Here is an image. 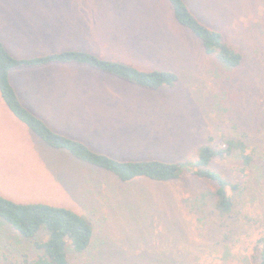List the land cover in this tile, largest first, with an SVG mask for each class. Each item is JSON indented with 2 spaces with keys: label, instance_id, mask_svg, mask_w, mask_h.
<instances>
[{
  "label": "rangeland",
  "instance_id": "rangeland-1",
  "mask_svg": "<svg viewBox=\"0 0 264 264\" xmlns=\"http://www.w3.org/2000/svg\"><path fill=\"white\" fill-rule=\"evenodd\" d=\"M184 1L242 53L238 68L219 73L215 56L178 22L169 0H0V41L16 57L81 49L179 77L173 88L149 89L77 64L13 70L23 104L55 131L120 161H193L209 137L212 144L241 138L253 157L247 176L238 171L237 152L212 161L241 186L231 191L232 211L221 214L206 195L215 183L187 170L172 181H122L45 144L0 93V194L84 215L92 242L82 253L69 250L71 264L258 261L257 241L264 236V0ZM24 254L35 257L32 240L0 219V264H22Z\"/></svg>",
  "mask_w": 264,
  "mask_h": 264
},
{
  "label": "trees",
  "instance_id": "trees-1",
  "mask_svg": "<svg viewBox=\"0 0 264 264\" xmlns=\"http://www.w3.org/2000/svg\"><path fill=\"white\" fill-rule=\"evenodd\" d=\"M178 22L188 28L203 44L208 54L215 56L219 73H229L243 62V55L226 40L223 33L204 24L184 0H169ZM49 64H77L112 75L133 85L149 89L173 88L179 77L171 71H144L120 61L104 59L81 49H68L32 57H16L0 41V93L12 113L31 129L45 144L66 150L77 159L95 167L109 170L122 181L146 177L155 181H172L187 170L200 179L216 184L212 195L221 214L233 209L231 191L238 192L240 184L229 180L212 168L214 158H227L234 153L240 155L242 167L239 173L247 176V168L253 157L246 142L241 138H227L212 144V137L201 145L193 161L166 162L161 160L120 161L98 152L86 143L52 129L46 121L23 104L12 83L11 72L24 67H42ZM221 68V69H220ZM216 106V104L211 103ZM213 108V106H212ZM213 110H216L213 108ZM264 120V110L262 112ZM186 171V172H187ZM0 219L9 224L23 238L31 239L35 257L24 254L22 264H71L69 250L82 253L90 246L93 227L87 218L75 211L47 203H20L0 194ZM259 254L256 264H264V236L257 241ZM256 260V259H254Z\"/></svg>",
  "mask_w": 264,
  "mask_h": 264
},
{
  "label": "crops",
  "instance_id": "crops-1",
  "mask_svg": "<svg viewBox=\"0 0 264 264\" xmlns=\"http://www.w3.org/2000/svg\"><path fill=\"white\" fill-rule=\"evenodd\" d=\"M48 1H50V2H61V3L65 2V0H48ZM47 17H49L50 20H54V19H56L52 14H48ZM1 41H2V40H1ZM14 41L16 42V40H14ZM2 42H3V41H2ZM17 42H18V41H17ZM3 43L5 44L6 41L3 42ZM5 46L9 49L7 43L5 44ZM11 76H12V74H11ZM11 80H12V78H11ZM12 83H13V85L15 86L13 80H12ZM15 88H16V86H15ZM16 90H17V88H16ZM17 92H18V90H17ZM18 94H19V92H18ZM29 106L32 107V105H29ZM32 108H33V107H32Z\"/></svg>",
  "mask_w": 264,
  "mask_h": 264
}]
</instances>
